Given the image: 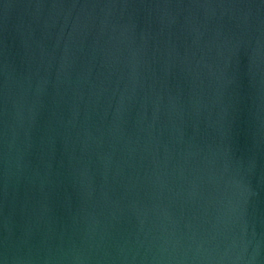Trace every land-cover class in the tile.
I'll return each instance as SVG.
<instances>
[{"label":"water","instance_id":"95a60500","mask_svg":"<svg viewBox=\"0 0 264 264\" xmlns=\"http://www.w3.org/2000/svg\"><path fill=\"white\" fill-rule=\"evenodd\" d=\"M0 264H264V0H0Z\"/></svg>","mask_w":264,"mask_h":264}]
</instances>
